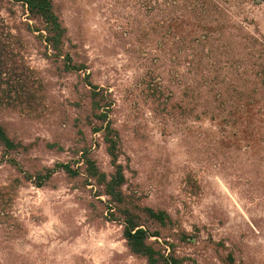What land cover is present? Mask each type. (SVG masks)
Here are the masks:
<instances>
[{"label":"rangeland","instance_id":"rangeland-1","mask_svg":"<svg viewBox=\"0 0 264 264\" xmlns=\"http://www.w3.org/2000/svg\"><path fill=\"white\" fill-rule=\"evenodd\" d=\"M171 1L53 0L83 65L63 73L41 23L0 0L1 33L40 83L34 110L0 105L21 145L8 158L25 172H76L16 187L0 264H146L127 248L125 212L177 264H264V0ZM93 86L110 102L103 120ZM103 126L124 177L115 209L91 175L114 172ZM3 157L0 147V186L21 176Z\"/></svg>","mask_w":264,"mask_h":264},{"label":"trees","instance_id":"trees-1","mask_svg":"<svg viewBox=\"0 0 264 264\" xmlns=\"http://www.w3.org/2000/svg\"><path fill=\"white\" fill-rule=\"evenodd\" d=\"M13 2L22 3L27 7V11L30 15L42 25L44 34H41L42 42L45 44V57L52 63L55 62L59 67V71L63 73H78L83 69V65L73 61L72 54L66 51L65 44L68 42L67 29L63 26L60 16L57 14L53 0H11ZM171 1V0H170ZM175 3V1L169 2V5ZM151 8V7H150ZM2 26L0 24V105L8 108H16L23 111H32L36 105L38 99V92L40 83L37 78L33 76L24 60L16 54L13 45L10 41V37L1 33ZM102 88L96 86L92 87L90 91L92 109L97 114V120L100 118L103 120L105 116V110L110 106V102L105 95H102ZM105 94V93H104ZM88 95V97H89ZM256 95V94H255ZM247 98V104L253 102V95H244ZM264 97V96H262ZM101 124L103 121H100ZM103 126L99 130H103V140L108 144V154L111 158V162L114 167L113 174L109 179L101 178L99 175L91 173L96 179L97 183L104 187L106 195L109 196L115 208L125 206L127 203L120 191L123 184L124 177L122 166L117 163L118 143L109 137V132L113 130ZM117 138V136L115 137ZM0 147L4 150V162L9 166H12L15 170L19 171L20 177L10 179L9 183L0 186V221L4 222V219L9 215V207L12 204L14 192L16 187L23 181L35 184L37 186L45 185L58 171H63L68 176H75L76 172L70 168L67 164H56L52 168H45L40 174L39 172H25L21 170L16 160L8 158L9 153H17V149L21 148L20 144L14 143L5 130L0 126ZM3 157V158H4ZM86 159V166L88 164ZM89 172V170H88ZM102 183V184H101ZM149 217L154 219L160 224L164 223V217L160 213H155L152 210H147ZM128 214L127 219L124 221L126 227L124 230V238L129 251L145 259L146 264H177L176 259L164 255L159 250L155 249L149 242L151 235L149 232L131 223V214ZM1 223V224H2ZM131 225V226H129ZM12 229V228H11ZM154 236V235H153Z\"/></svg>","mask_w":264,"mask_h":264}]
</instances>
